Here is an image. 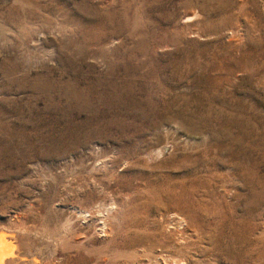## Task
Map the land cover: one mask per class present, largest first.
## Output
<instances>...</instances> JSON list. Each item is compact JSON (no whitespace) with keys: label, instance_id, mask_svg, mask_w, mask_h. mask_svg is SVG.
<instances>
[{"label":"rangeland","instance_id":"374dc122","mask_svg":"<svg viewBox=\"0 0 264 264\" xmlns=\"http://www.w3.org/2000/svg\"><path fill=\"white\" fill-rule=\"evenodd\" d=\"M0 227L40 264H264V0H0Z\"/></svg>","mask_w":264,"mask_h":264},{"label":"bare ground","instance_id":"6f19581e","mask_svg":"<svg viewBox=\"0 0 264 264\" xmlns=\"http://www.w3.org/2000/svg\"><path fill=\"white\" fill-rule=\"evenodd\" d=\"M0 231H2L0 233V264H40V258L35 255V249L30 246L29 233L4 227H0ZM3 232L8 233L13 241H6L7 236Z\"/></svg>","mask_w":264,"mask_h":264},{"label":"water","instance_id":"95a60500","mask_svg":"<svg viewBox=\"0 0 264 264\" xmlns=\"http://www.w3.org/2000/svg\"><path fill=\"white\" fill-rule=\"evenodd\" d=\"M1 232H2V231H0V233H1ZM3 234L7 236V237H6V241H8V242L13 241V239H11V238L9 237L8 233L3 232ZM12 243H13V242H12ZM15 255H16V254H15Z\"/></svg>","mask_w":264,"mask_h":264}]
</instances>
